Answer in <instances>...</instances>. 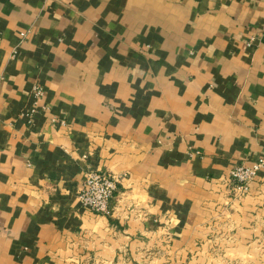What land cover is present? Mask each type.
<instances>
[{"label": "crops", "instance_id": "1", "mask_svg": "<svg viewBox=\"0 0 264 264\" xmlns=\"http://www.w3.org/2000/svg\"><path fill=\"white\" fill-rule=\"evenodd\" d=\"M261 158L264 0H0V264H163L145 208L169 264H264V169L229 182ZM94 170L123 177L109 216Z\"/></svg>", "mask_w": 264, "mask_h": 264}, {"label": "built area", "instance_id": "2", "mask_svg": "<svg viewBox=\"0 0 264 264\" xmlns=\"http://www.w3.org/2000/svg\"><path fill=\"white\" fill-rule=\"evenodd\" d=\"M45 95L42 86L34 88L36 103ZM35 112H32L30 116ZM264 169V158H261L251 165L242 163L237 165L231 172L229 182L234 198L239 200L245 198L250 191L251 185L258 178ZM123 177H117L102 170H94L88 173L84 189L81 192L80 200L84 207L92 212L102 215H111V204L119 191Z\"/></svg>", "mask_w": 264, "mask_h": 264}, {"label": "rangeland", "instance_id": "3", "mask_svg": "<svg viewBox=\"0 0 264 264\" xmlns=\"http://www.w3.org/2000/svg\"><path fill=\"white\" fill-rule=\"evenodd\" d=\"M141 211L145 212L144 214L146 215H150V216H156V221L155 223L157 224H164V228H163V233L161 234L160 232L156 234L150 235V237L146 238L147 240H145V243L149 246L146 247L145 249L141 250V253L139 255H141L142 259H148L150 258L151 261L153 262H163V264H169V253H166L167 250H169V245L172 243V237L174 238V236H172L171 234H169V212L168 211H162L158 208L157 212H153L152 213V209H147L145 208L144 210H140L137 209L135 210V212H137L138 215H140ZM222 241L219 240V238H217V240L214 239V237L210 240V244L211 246H218L221 244H226V242L223 241V239H221ZM155 245V246H159L160 249L158 251H154L152 248H150V245ZM208 258H205L206 261H210L212 260L213 262L215 261H229V253H217L214 252L212 249L211 251L207 254ZM196 256H194V258L191 259H195ZM192 260V261H193ZM215 260V261H214ZM195 261V260H194ZM160 264V263H159Z\"/></svg>", "mask_w": 264, "mask_h": 264}]
</instances>
